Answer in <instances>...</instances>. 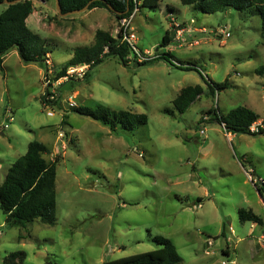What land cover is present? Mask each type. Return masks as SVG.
Instances as JSON below:
<instances>
[{"label":"rangeland","instance_id":"1","mask_svg":"<svg viewBox=\"0 0 264 264\" xmlns=\"http://www.w3.org/2000/svg\"><path fill=\"white\" fill-rule=\"evenodd\" d=\"M33 2L30 22L39 28H30L46 39L50 63L25 62L14 48L0 69V184L30 141L43 142L46 159H58L57 216L53 225L11 226L0 209V264L19 250L27 253L21 264H103L159 248L155 236L172 240L177 264H264V202L255 185L264 179V133L226 132L209 113L244 105L264 118L258 11L205 13L161 0L132 20L149 60L132 54L124 64L109 55L83 75L60 77L75 48L92 45L98 29L121 35V22L104 7L61 16L55 0ZM45 77L54 101L44 98ZM226 80L220 91L208 84ZM197 84L202 93L181 113L174 99ZM78 107L145 113L148 121L112 130ZM240 208L263 224L241 221Z\"/></svg>","mask_w":264,"mask_h":264},{"label":"trees","instance_id":"2","mask_svg":"<svg viewBox=\"0 0 264 264\" xmlns=\"http://www.w3.org/2000/svg\"><path fill=\"white\" fill-rule=\"evenodd\" d=\"M13 1V0H10ZM185 5H192L205 13H215L227 9H235L240 12L255 8L261 17L262 37L264 39V0H180ZM88 9L104 7L113 12L118 20L129 17L133 13V0H60L62 11L69 12L82 9L88 3ZM4 3V0H0ZM160 0H142L141 7L156 8ZM5 4V3H4ZM110 6L113 8L111 9ZM34 10L33 0H21L13 4H5L0 13V69L3 68L7 53L16 48L19 56L25 62L44 63L48 59L50 50L47 41L40 34L34 32L27 24V18ZM171 30H167L163 37V44L170 40ZM135 52L129 44L120 36H113L109 31L98 29L94 43L90 46L75 48L73 56L62 68L60 77L64 76L71 65L89 64L91 70L101 63L105 57L116 55L122 63H128V57ZM165 57V53L161 58ZM144 61L140 64H147ZM197 68V66L195 67ZM185 69H193L186 67ZM209 87L214 92L229 86V81L222 83L210 82ZM201 85H189L184 87L174 99L175 107L185 112L191 103L202 93ZM45 98V97H44ZM75 110L108 125L116 130L118 124L124 128L133 129L136 125L147 123L148 116L145 113H136L129 110H121L113 113L107 108L93 109L90 107H78ZM211 119L224 125L229 133L263 134L264 127L257 131L251 130V125L260 120L259 114L252 108L240 105L226 114H221L215 109L209 111ZM264 121V118L262 119ZM49 151L47 145L38 140L29 143L27 152L20 156L9 168L5 179L0 184V209L6 214V222L11 226L27 227L31 222L39 219L41 222L53 225L57 216L56 170L58 159L48 161L45 154ZM263 184H255L257 190L264 192ZM241 221H251L263 224V219L251 208H240ZM225 233V226L223 227ZM160 244L157 249L135 253L111 260L103 264H177L181 261L175 244L164 236H155ZM27 253L23 250L11 252L5 257V264H21Z\"/></svg>","mask_w":264,"mask_h":264},{"label":"built area","instance_id":"3","mask_svg":"<svg viewBox=\"0 0 264 264\" xmlns=\"http://www.w3.org/2000/svg\"><path fill=\"white\" fill-rule=\"evenodd\" d=\"M141 1L142 0H133V4H134L133 13L129 17H125V18H122L120 20L122 29H121V35H119V36L122 37L123 41H125L129 44V46L135 52V55H137L141 60H149L150 56H148V54H150V53L149 52H142V50H140L138 48V46L136 45L137 44L136 43L137 42V36H136V33L132 27L133 17L139 12ZM178 33L181 34V30H178ZM178 37H179L178 39H180L181 42L187 41L186 39L182 38L181 36H178ZM46 61L48 63H50V58H48ZM87 70H89V64L72 65L71 67L68 68L67 74H65L63 77H66L67 75H74V74L83 75L86 73ZM60 80H61V78H60ZM45 85L47 86L45 98L47 100L54 101L51 99H55L56 92L54 90H51V88H50L51 80L49 79V77H45ZM74 105H75L74 102H70V106H74ZM12 120H13V116L11 115L9 117V122H11ZM4 126H5V128H7L9 126V124L6 123ZM259 127H264V121L263 120H259V121L255 122L254 124H252L251 130L257 131L259 129ZM261 238L264 240V236H262ZM230 262L235 263V261L226 260L224 262V264H228Z\"/></svg>","mask_w":264,"mask_h":264},{"label":"water","instance_id":"4","mask_svg":"<svg viewBox=\"0 0 264 264\" xmlns=\"http://www.w3.org/2000/svg\"><path fill=\"white\" fill-rule=\"evenodd\" d=\"M18 1H21V0H13V1H10V0H4V3H5V4H13V3H16V2H18ZM55 2H56V8H57V11H58V13H59L61 16H66V15H69V14H71V13L82 12V11L88 9L89 4H90V2H89V3H88L85 7H83L82 9H76V10L69 11V12H65V13H64V12L62 11V6H61V3H60V0H55ZM110 8L113 9L111 6H110ZM257 184H261V185H263V184L260 182V180L257 182ZM259 194L262 196V198H263V200H264V192L261 193V192L259 191Z\"/></svg>","mask_w":264,"mask_h":264},{"label":"crops","instance_id":"5","mask_svg":"<svg viewBox=\"0 0 264 264\" xmlns=\"http://www.w3.org/2000/svg\"><path fill=\"white\" fill-rule=\"evenodd\" d=\"M161 1V0H160ZM34 3V2H33ZM34 5H35V3H34ZM35 10V9H34ZM34 10H33V12L29 15V17L27 18V24L29 25V27L30 26H33V27H35V28H39V25H34V24H32L31 25V22H30V17L32 16V14L34 13ZM6 59V58H5ZM4 64H5V61H4V63H3V66H4ZM259 192V191H258ZM261 196V195H260ZM261 198H262V196H261ZM262 200H263V198H262ZM263 202H264V200H263ZM251 241V243L254 245L255 243L253 242V240H250ZM253 250H254V252L257 254L258 252L257 251H255V249L253 248ZM227 252H229L228 250H226ZM230 253V252H229Z\"/></svg>","mask_w":264,"mask_h":264}]
</instances>
